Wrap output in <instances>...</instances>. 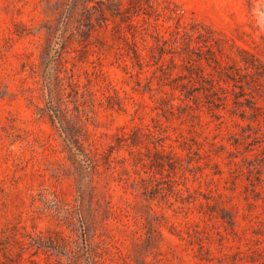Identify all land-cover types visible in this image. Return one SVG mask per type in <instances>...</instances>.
Listing matches in <instances>:
<instances>
[{
    "label": "rangeland",
    "instance_id": "obj_1",
    "mask_svg": "<svg viewBox=\"0 0 264 264\" xmlns=\"http://www.w3.org/2000/svg\"><path fill=\"white\" fill-rule=\"evenodd\" d=\"M0 264H264V0H0Z\"/></svg>",
    "mask_w": 264,
    "mask_h": 264
},
{
    "label": "trees",
    "instance_id": "obj_2",
    "mask_svg": "<svg viewBox=\"0 0 264 264\" xmlns=\"http://www.w3.org/2000/svg\"><path fill=\"white\" fill-rule=\"evenodd\" d=\"M117 5L119 6L118 9H120L122 3L121 1H118ZM137 57H139L138 53H137ZM137 137V131H134L132 134H123L120 138H119V143L118 146L124 145L125 143H127L129 140H133L134 138ZM111 149H114L113 146H111Z\"/></svg>",
    "mask_w": 264,
    "mask_h": 264
}]
</instances>
